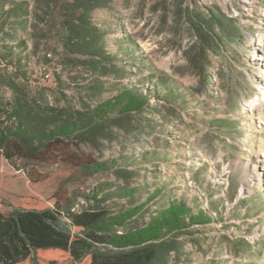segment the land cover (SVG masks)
<instances>
[{
  "label": "rangeland",
  "instance_id": "obj_1",
  "mask_svg": "<svg viewBox=\"0 0 264 264\" xmlns=\"http://www.w3.org/2000/svg\"><path fill=\"white\" fill-rule=\"evenodd\" d=\"M25 1L42 13L47 0ZM191 10L234 26L205 52ZM92 16L110 54L97 96L88 94L91 74L59 57L55 34L44 36L33 14L10 15L0 34V47L11 50L0 57V128L12 125L4 105L18 95L86 109L131 86L150 107L96 146L66 139L35 158L0 155V211L28 193L79 209L86 194L127 185L147 210L170 197L207 213L185 229L183 252L169 264H264V108L250 106L264 97V0H107ZM83 162L110 169L89 172Z\"/></svg>",
  "mask_w": 264,
  "mask_h": 264
},
{
  "label": "trees",
  "instance_id": "obj_2",
  "mask_svg": "<svg viewBox=\"0 0 264 264\" xmlns=\"http://www.w3.org/2000/svg\"><path fill=\"white\" fill-rule=\"evenodd\" d=\"M5 2L0 0V34L10 15L33 14L34 26L40 25L44 36L55 34L64 64L91 74L88 94L97 96L102 91L98 78L110 54L104 32L92 15L107 0H47L42 13L30 9L25 0H12L8 7ZM210 11L208 17L192 10L188 14V23L205 52L211 48L210 41L222 40L234 26ZM10 54L6 46L0 47L1 58ZM32 102L18 95L14 103L4 105L12 122L0 128V155L6 159L35 158L66 139L74 145L96 146L114 127L127 128L134 112L150 107L146 96L131 86L118 88L114 96L86 109H57ZM35 103L41 110L35 109ZM82 166L89 172L110 169L107 162H83ZM116 172L124 175L129 170ZM134 195L129 186L114 184L86 194L88 204L79 209L58 201L49 203L33 193L21 196L18 205L0 211V264H169L172 256L183 252L179 239L185 229L209 218L204 209L193 210L185 201L170 197L166 204L147 210L144 202L135 204ZM114 197L125 198L129 204L111 207Z\"/></svg>",
  "mask_w": 264,
  "mask_h": 264
},
{
  "label": "bare ground",
  "instance_id": "obj_3",
  "mask_svg": "<svg viewBox=\"0 0 264 264\" xmlns=\"http://www.w3.org/2000/svg\"><path fill=\"white\" fill-rule=\"evenodd\" d=\"M250 106H258L260 108H264V97L260 98V99H257V100H254L250 103ZM259 108V109H260ZM261 156H264V154L262 153ZM262 162V170L264 172V160L261 161Z\"/></svg>",
  "mask_w": 264,
  "mask_h": 264
}]
</instances>
